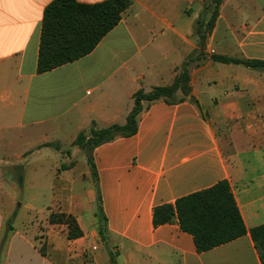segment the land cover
Returning <instances> with one entry per match:
<instances>
[{
    "label": "crops",
    "instance_id": "1",
    "mask_svg": "<svg viewBox=\"0 0 264 264\" xmlns=\"http://www.w3.org/2000/svg\"><path fill=\"white\" fill-rule=\"evenodd\" d=\"M52 1L0 0V264H112L111 253L120 257L116 264H263L250 231L264 225V72L198 58L201 47L188 12L193 6L201 11L203 0H132L91 54L38 74L43 15ZM219 11L207 51L264 60V0H224ZM185 62L190 95L179 91L175 103L143 102L134 136L94 149L97 180L86 153L87 170L78 172L75 158L82 153L72 158L58 153V146L50 155L41 150L55 141L47 138L51 129L61 134L75 126L78 135L93 123L97 129L125 125L134 95L171 86ZM32 141L34 158L53 160L54 183L47 190L28 179ZM11 148L16 150L1 153ZM8 170L16 180L4 177ZM224 180L245 236L200 253L177 218L154 226L155 208ZM28 183L50 199L40 210L35 201L21 203L30 216L13 225L19 216L14 191ZM98 197L107 219L106 245L98 234ZM9 205L13 224L6 227L3 208ZM52 213L74 217L83 237L69 240L66 225L49 224ZM38 225L44 228L39 239ZM103 246L109 256L94 254Z\"/></svg>",
    "mask_w": 264,
    "mask_h": 264
},
{
    "label": "trees",
    "instance_id": "2",
    "mask_svg": "<svg viewBox=\"0 0 264 264\" xmlns=\"http://www.w3.org/2000/svg\"><path fill=\"white\" fill-rule=\"evenodd\" d=\"M213 3L215 11L210 21L211 29L214 27L223 0H213ZM131 5L132 0H105L96 4H84L77 0L52 1L44 10L37 73L50 72L91 54L100 42L119 25L123 14L129 10ZM212 60L264 72V60H243L221 55H214ZM189 83L190 62H185L171 86L155 87L149 93L139 90L134 95V107L125 125H112L97 129L93 123L90 137L83 134L77 137L78 147L89 151L88 163L95 180H97V173L92 158L94 149L119 137L134 136L138 130V119L143 111V102L165 99L169 103H175L180 100L177 97L179 91L184 97L190 95ZM22 180L23 177L20 176V185H22ZM96 217L99 222L100 237L106 245L108 242L107 219L103 214L100 197L97 200ZM175 218L180 228L193 236L197 251L200 253L234 241L248 233L231 187L226 180L208 190L181 198L174 205H163L154 210L155 227L171 223ZM48 222L50 225H66L69 240L83 237V232L72 216L52 213ZM250 234L264 264V225L253 228ZM3 247L4 243L0 245V260ZM41 251L44 254V248ZM111 262L116 264L112 254Z\"/></svg>",
    "mask_w": 264,
    "mask_h": 264
},
{
    "label": "rangeland",
    "instance_id": "3",
    "mask_svg": "<svg viewBox=\"0 0 264 264\" xmlns=\"http://www.w3.org/2000/svg\"><path fill=\"white\" fill-rule=\"evenodd\" d=\"M224 1V0H223ZM196 8L193 6L191 10H189L188 15H190L192 17L193 20V29H194V35L197 38V45L201 47V51H200V57L198 58H204L206 60H210L211 57H213L214 55H216L213 51H207L206 49V40L207 38L211 35L213 28L211 29L210 26V21L213 18L214 15V11H215V5L213 3V0H203V6L201 11L196 10ZM220 15V11L218 10V17L216 19V21L218 20ZM215 21V24H216ZM214 24V26H215ZM206 50V51H205ZM192 59V58H191ZM162 60V59H161ZM161 64H164V61H161ZM133 102V101H132ZM91 129V128H90ZM90 129H87L86 131L80 132L78 135H75L76 132V127L75 126H68L66 127L61 134H51L53 131L52 129L49 130V134H48V140H51V136H52V141L49 144L45 145V147H41V150L43 148H48V149H43V153H48V155H50L49 153H55L56 152V148L57 146L59 148H57V152L58 153H62L63 156H71L72 158L74 157L75 153H82L80 155H78L75 160L78 163L77 169L78 172H83L87 170V162H86V157L83 153H86V155L88 156L89 151L87 150H82L78 147L76 140L77 137L80 134H83L87 137L91 136V132ZM57 136H59L61 138V141L58 142L56 141V138H58ZM76 136V137H75ZM73 138H75L73 140ZM44 137L38 141V144L40 142H43ZM23 144H26L25 147L27 148V142H23ZM34 144L35 141H32V150L31 151L33 154V156L31 155L30 157V165L27 167V175H28V179L29 181H37L40 185L42 183V187L47 190L49 188H51L53 186V173H54V164H53V160L52 158H47V159H39V158H34V154H37V150L34 148ZM55 148V149H52ZM80 149V152H77V150ZM12 150H16L15 148H11V149H5L2 150L1 153H12ZM54 152H53V151ZM66 165V161L62 164V166ZM8 175H12L13 178L16 180V172L14 173L13 170H8L6 174H4V177L8 178ZM44 191V196H40L41 190L39 189H34V188H30V184L28 183L25 188L23 189H17L15 192V202H17V205H15V210H18V207L20 206L21 203L23 204H27L30 203L31 201H35L34 205L37 209H44V207L46 206L45 204H47V202L50 199V195L49 193H47V191ZM11 192V191H10ZM9 209L7 210L6 208H3L4 210V215L8 220V223L6 225V227L10 226L13 224V217H12V222L10 223V217H11V209H12V205H9ZM96 212H97V206H96ZM28 211H26L25 208L23 207H19V216L17 221L15 222V224L13 225H17V223L19 224V221L21 220V218H27L30 215L27 214ZM67 227V226H66ZM38 233H37V239H39L40 237H42V233L44 231V228L42 225H38L36 226ZM67 234H68V228H67ZM98 234H99V226H98ZM100 236V234H99ZM108 247L107 246H103L100 248L99 251H95L94 254H101V255H105V256H109L108 253ZM114 257H116L114 255V253H111ZM117 260H120V257L117 256L116 257ZM85 262H89L91 261L90 259V255H85L84 259Z\"/></svg>",
    "mask_w": 264,
    "mask_h": 264
},
{
    "label": "built area",
    "instance_id": "4",
    "mask_svg": "<svg viewBox=\"0 0 264 264\" xmlns=\"http://www.w3.org/2000/svg\"><path fill=\"white\" fill-rule=\"evenodd\" d=\"M98 249V246H95L94 248H93V250H97Z\"/></svg>",
    "mask_w": 264,
    "mask_h": 264
},
{
    "label": "water",
    "instance_id": "5",
    "mask_svg": "<svg viewBox=\"0 0 264 264\" xmlns=\"http://www.w3.org/2000/svg\"><path fill=\"white\" fill-rule=\"evenodd\" d=\"M8 227H10V226H8Z\"/></svg>",
    "mask_w": 264,
    "mask_h": 264
}]
</instances>
